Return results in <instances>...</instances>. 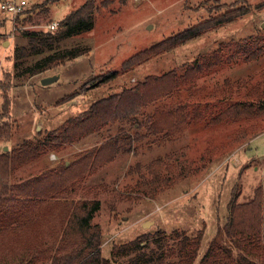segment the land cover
Instances as JSON below:
<instances>
[{
  "label": "rangeland",
  "instance_id": "rangeland-1",
  "mask_svg": "<svg viewBox=\"0 0 264 264\" xmlns=\"http://www.w3.org/2000/svg\"><path fill=\"white\" fill-rule=\"evenodd\" d=\"M26 1L28 8L16 15L0 8V85L10 84L9 116L5 120L11 125V137L0 142V152L27 138H43L96 99L120 92L148 74L161 75L172 69L181 73L196 59L199 64L198 57L221 42L233 49L239 39L264 29V0H94L98 7L93 13V27L64 38L55 47L61 52H85L64 62L53 61L31 76H14V49L28 44L23 31L47 30L49 22L61 21L86 0H51L49 11L40 6L46 0ZM219 5L242 13L123 73L122 62L132 54L187 28L200 17L214 15L213 7ZM59 28L60 23L55 31ZM56 51L46 50L35 59L31 57L29 63ZM110 71L120 74L103 81L102 76ZM50 74H60V78L41 84L40 78ZM177 89L149 101L140 110L139 119L159 104L187 103L190 108L200 103L198 119L170 134H147L141 127L137 130L144 136L135 142L134 152L119 155L94 170L77 161V156L118 128L131 129L128 120L108 123L71 142L48 148L35 162L9 165L7 177L1 168L0 264L48 261L53 246L63 245L61 236L71 212L92 199L100 201L92 223L100 227L101 256L110 264H124L128 257L113 256L114 245L142 234L161 231L168 235L174 230L189 235L203 233L193 263L198 264L218 229L224 236L231 198L246 202L261 195L264 209V112L219 123L209 119L225 101L255 105L264 98V52L251 61L220 63L208 69L204 65L201 73ZM2 102L0 86V105ZM245 133L249 134L247 138ZM154 160L158 164L150 166ZM47 169L51 173L45 177ZM155 172L160 173L162 186L151 195ZM23 179L27 181L21 182ZM18 182L24 192L13 196ZM68 238L65 235V242ZM148 245H153L152 238ZM238 251L233 246V254Z\"/></svg>",
  "mask_w": 264,
  "mask_h": 264
},
{
  "label": "trees",
  "instance_id": "trees-1",
  "mask_svg": "<svg viewBox=\"0 0 264 264\" xmlns=\"http://www.w3.org/2000/svg\"><path fill=\"white\" fill-rule=\"evenodd\" d=\"M49 1L51 0H46L40 6L48 8ZM97 7L94 0H86L59 21L60 28L57 31L48 29L24 30L23 34L28 38V44L17 46L14 49V76L26 73L31 76L47 69L49 64L54 63L53 61L64 62L85 52L79 49L61 52L60 50L56 51L55 47L64 38L90 30L93 27V13ZM224 7L226 5L213 7L215 9L214 15H209L206 18L200 17L196 23L189 24L187 28L172 33L155 44L132 54L122 62L123 73L130 72L153 58L166 54L192 39L215 30L242 13L239 10L235 11L228 7L224 9ZM263 36L264 29L262 33L239 39L234 44L235 48L233 47V49L226 44L227 42H221L215 48L202 53L198 57L199 64L196 59L181 73L172 69L161 75L148 74L134 85L123 87L120 92L115 91L96 99L82 113L68 118L57 129L48 132L43 138H27L10 150H2L0 152V169H5L3 171L7 177L9 165L15 166V164L35 162L46 153L48 148L71 142L117 120H128L131 129L118 128L116 133L89 148L82 149L83 151L76 160L84 162L90 170H94L97 166L112 161L119 155L134 152L135 142L144 136V133L137 130L141 127L145 128L147 134L162 131L170 134L183 130L187 123L198 119L201 115L199 107L202 105L200 103L190 105V108L187 103L159 104L152 112L144 114L142 119H139L138 114L149 101L160 98L175 89L178 90L177 88L182 82L201 73L204 65L208 69L220 63L222 65L229 62L256 59L264 52ZM46 50L56 52L46 54L42 58L34 60L32 64L29 63L31 57L34 58L35 55ZM119 74L117 71H110L102 76V80L111 81L116 79ZM0 86L3 87V102L0 105L1 142L10 139L11 125L5 120L9 116L10 98L7 90L10 84H1ZM206 104L211 105V103ZM220 106V110L209 118L210 121L219 123L260 115L264 112V98H261L255 105L253 102L247 101H225ZM205 108L207 107L205 106ZM243 135L244 138H247L249 134ZM156 161L151 162L150 166L158 164ZM45 172V177L51 173L50 169ZM159 175L158 172L152 174L149 189L151 195L154 194L156 188L160 189L162 186ZM26 181L25 179L21 180V182ZM142 181L146 182L145 180ZM21 182L14 184V186L16 185L15 190H12L11 195L23 194L24 187ZM18 186H21V190L18 189ZM235 199L236 196L231 198L228 221L223 226L225 238H223L222 229H218L216 236L212 239L198 264H264L262 196L256 195L246 202H236ZM99 207L100 201L98 199L83 201L79 206L77 205L71 212L62 232L61 241L63 245L57 243L56 247L53 246L52 257L40 264H110L107 258L101 256L100 227L97 223H92L94 214ZM202 234V232L196 231L193 235H189L176 230L168 235L161 231L153 234H142L127 242L114 245L112 253L113 256L121 254L128 256L124 264H193ZM65 235L70 236L66 242ZM151 238L153 245H148ZM142 242L145 244L142 245ZM233 246L239 249L235 254H233ZM55 249L58 252H55ZM219 258L224 261H219Z\"/></svg>",
  "mask_w": 264,
  "mask_h": 264
},
{
  "label": "built area",
  "instance_id": "built-area-1",
  "mask_svg": "<svg viewBox=\"0 0 264 264\" xmlns=\"http://www.w3.org/2000/svg\"><path fill=\"white\" fill-rule=\"evenodd\" d=\"M26 0H0V8L5 12H10L12 14H19L25 9ZM59 26L58 21H51L47 24V29L50 31H55Z\"/></svg>",
  "mask_w": 264,
  "mask_h": 264
},
{
  "label": "water",
  "instance_id": "water-1",
  "mask_svg": "<svg viewBox=\"0 0 264 264\" xmlns=\"http://www.w3.org/2000/svg\"><path fill=\"white\" fill-rule=\"evenodd\" d=\"M261 27L264 28V21L261 23ZM58 74H50L40 78V82L43 85H48L58 79Z\"/></svg>",
  "mask_w": 264,
  "mask_h": 264
},
{
  "label": "crops",
  "instance_id": "crops-1",
  "mask_svg": "<svg viewBox=\"0 0 264 264\" xmlns=\"http://www.w3.org/2000/svg\"><path fill=\"white\" fill-rule=\"evenodd\" d=\"M26 4H27V1H26ZM26 8H28V7H25V9H26ZM25 9H24V10H25ZM49 10H50V9H49V7H48V11H49ZM53 20H54V19H53ZM2 34H3V32L0 31V35H2ZM13 68H14V67H13ZM58 75H59L58 78H60V74H58ZM43 76H45V75H43Z\"/></svg>",
  "mask_w": 264,
  "mask_h": 264
}]
</instances>
